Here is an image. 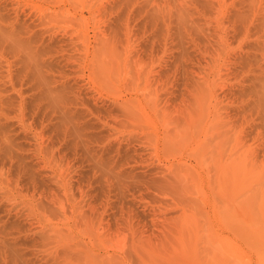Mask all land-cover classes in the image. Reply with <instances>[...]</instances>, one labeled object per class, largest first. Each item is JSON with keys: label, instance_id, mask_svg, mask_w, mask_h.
<instances>
[{"label": "rangeland", "instance_id": "obj_1", "mask_svg": "<svg viewBox=\"0 0 264 264\" xmlns=\"http://www.w3.org/2000/svg\"><path fill=\"white\" fill-rule=\"evenodd\" d=\"M178 1L0 0V264H264V0Z\"/></svg>", "mask_w": 264, "mask_h": 264}, {"label": "bare ground", "instance_id": "obj_2", "mask_svg": "<svg viewBox=\"0 0 264 264\" xmlns=\"http://www.w3.org/2000/svg\"><path fill=\"white\" fill-rule=\"evenodd\" d=\"M46 1V0H45ZM122 1V0H121ZM73 2V1H72ZM186 2V0H179L178 2H177V6H176V11H175V13L177 14V16L179 17V18H182V15L183 14H185V13H183L184 11H185V6L183 7L182 5L184 4ZM209 2V1H208ZM185 5V4H184ZM50 7V6H49ZM90 7V6H89ZM60 8V7H59ZM55 9L54 8V10H51L50 12H48L47 14L45 13V15L43 16V18H41V22H40V24L41 25H44L47 21H49V19H50V17L52 18V16H56V15H62V17L63 16H66V11H67V9H65V11H63V9ZM171 8V7H170ZM35 9V8H34ZM48 9V8H47ZM90 9V8H89ZM188 9V8H187ZM31 11V10H30ZM38 11V10H37ZM89 11V10H88ZM188 11V10H187ZM41 12H43V11H41ZM45 12H46V9H45ZM68 12H69V10H68ZM70 14V13H69ZM69 14L67 15V16H69ZM80 16V15H79ZM8 17V16H7ZM81 17H82V15H81ZM20 18H21V16H20ZM68 18V17H67ZM82 18H84V16L82 17ZM81 18V19H82ZM7 19V18H6ZM9 19V18H8ZM12 19V18H11ZM39 19H40V17H39ZM56 19V18H55ZM62 19H64V18H62ZM0 20H2V18H0ZM19 20V19H18ZM51 20V19H50ZM65 21H66V19H65ZM10 22V21H9ZM8 22V23H9ZM18 22H20V21H18ZM21 23V22H20ZM16 24V23H15ZM47 24H49L48 22H47ZM4 25V24H3ZM12 25H13V23H12ZM9 26V25H8ZM37 26V25H36ZM36 26L34 27V28H36ZM4 27V26H3ZM1 25H0V36H1V39L3 38H9L8 39V42H13V43H10V44H13V46H14V44L18 47V48H21V49H23V51H25L27 54L29 53V54H33V58L37 55V53L39 52V53H41L42 54V50L43 49H41L40 51H39V48H36L35 50H33V47L34 46H36V45H34L33 46V43L34 42H38V41H40V43L42 42L43 44H44V42H45V40L47 41V43L45 42V44H46V49H44L45 51L46 50H49L48 49V47H50V44L49 43H51V42H53V41H55V43L56 44H58L57 46L58 47H53V48H51V49H56V48H58V50H60V52H61V50H64V49H62V47H61V42H63L64 40H65V42H64V44L66 43V38L65 37H60V38H57L56 36V38L54 39L53 37H51L50 36V34H49V36H47L46 35V37H48V39L46 38V37H44L43 36V34H44V32H46L48 29H46V30H42V28L40 27V30L37 32H33L32 33V35H31V32L33 31V30H35V29H31L32 28V26L30 27V25L29 24H24V22H23V24H18L17 23V25L15 26H10L8 29H4ZM6 27V26H5ZM30 27V28H29ZM46 27V24H45V26H44V28ZM48 27V26H47ZM50 27V26H49ZM37 28H39V27H37ZM36 28V29H37ZM32 30V31H31ZM24 33L25 34H29V36L27 37V38H21L22 37V35L23 36H25L24 35ZM49 33V32H48ZM52 33H53V31H52ZM103 33V32H102ZM46 34V33H45ZM54 34V33H53ZM52 34V35H53ZM68 34L69 33H67V36H68ZM71 34V33H70ZM69 34V35H70ZM104 35L105 34H102V36H103V38L105 39V37H104ZM65 36V35H64ZM99 36V35H98ZM26 37V36H25ZM100 37V36H99ZM98 37V38H99ZM46 38V39H45ZM65 38V39H64ZM97 38V39H98ZM107 38V37H106ZM0 39V40H1ZM4 39V40H5ZM69 40L71 39V38H68ZM68 39H67V42H68ZM78 39V38H77ZM76 39V40H77ZM9 40H11V41H9ZM72 40H73V36H72ZM71 40V41H72ZM2 41V40H1ZM6 41V40H5ZM96 41H98L96 44V46H94V52L92 51V53H93V55H92V57L91 58H93V60L94 61H92L94 64L93 65H95L94 66V69L97 71V72H100V73H102L104 70H105V67L107 68V64H106V58H108V55H107V52H106V50H107V48H106V46H107V43H106V46H105V44H104V41L101 39H99V40H96ZM95 41V42H96ZM4 42V41H3ZM7 42V41H6ZM7 42V43H8ZM76 42V41H75ZM39 43V42H38ZM37 43V44H38ZM54 43V44H55ZM36 44V43H35ZM42 44V45H43ZM44 44V45H45ZM53 44V45H54ZM70 44V43H69ZM74 46H77V44L75 43L74 44V42L72 43ZM41 45V46H42ZM52 45V46H53ZM73 45H71V46H73ZM16 46L14 47L15 48V50L14 51H16V49H18V48H16ZM40 46V45H39ZM38 46V47H39ZM62 46H63V43H62ZM9 47V46H8ZM37 47V46H36ZM67 47V46H66ZM69 47V46H68ZM67 47V48H68ZM10 48V47H9ZM42 48H43V46H42ZM44 48H45V46H44ZM11 49V48H10ZM12 50V49H11ZM57 50V49H56ZM73 50V49H72ZM71 50V51H72ZM77 50V49H76ZM18 51V50H17ZM16 51V52H17ZM78 51V50H77ZM73 52V51H72ZM87 52V51H86ZM90 52V51H89ZM24 53V52H23ZM22 53V54H23ZM44 53V52H43ZM79 53V52H78ZM91 53V54H92ZM16 54V53H15ZM34 54H36V55H34ZM40 54V55H41ZM90 54V53H89ZM43 55V54H42ZM13 56V55H12ZM19 56H20V54H19ZM18 56V57H19ZM22 56V55H21ZM23 56H25V54H23ZM22 56V58H24L25 59V57L27 56H25V57H23ZM37 56H39V55H37ZM17 57V56H16ZM39 58V57H38ZM38 58H37V61H38ZM20 59V58H19ZM36 59V58H35ZM66 59H68V60H72V59H74V60H72V61H74V62H76V61H78L79 59H80V56L78 55H73V54H71V55H69ZM18 61V60H17ZM21 61H24V60H22L21 59ZM41 61V60H40ZM33 62H35V61H33ZM43 63L45 62V60L44 61H42ZM71 62V61H70ZM91 62V63H92ZM72 63V62H71ZM31 64V63H30ZM40 64L42 65V63L40 62ZM37 65V64H36ZM45 65V64H44ZM33 66V68H34V66H35V64L34 65H32ZM27 68H30V67H27ZM38 68V67H37ZM36 69V68H35ZM34 69V70H35ZM31 70V69H30ZM22 71V70H21ZM119 104V108L123 111V112H125V113H127V112H130L132 109H135V108H139V109H141L142 107H141V100H139V99H137V98H131V97H129V98H125V99H123L120 103H118ZM131 109V110H130ZM89 110V109H88ZM87 110V111H88ZM130 110V111H129ZM140 111V110H139ZM236 164H237V166L239 167V168H242L243 167V160L242 159H240V160H238L237 162H236ZM252 197H253V194L251 195ZM252 203L253 202H251L250 203V206L252 205ZM255 232V234L256 235H259V238H262V237H264V228H262V227H260V229H257L256 228V230L254 231ZM93 254L92 252H91V250H84V251H82V256L87 260V264H94V262H95V260H94V254H93V256L91 255V254Z\"/></svg>", "mask_w": 264, "mask_h": 264}]
</instances>
